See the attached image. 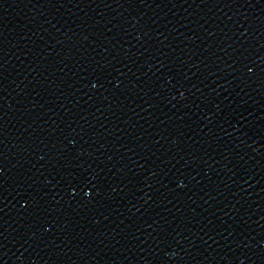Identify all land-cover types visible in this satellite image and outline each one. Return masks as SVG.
<instances>
[{
  "label": "water",
  "instance_id": "obj_1",
  "mask_svg": "<svg viewBox=\"0 0 264 264\" xmlns=\"http://www.w3.org/2000/svg\"><path fill=\"white\" fill-rule=\"evenodd\" d=\"M0 264H264V0H0Z\"/></svg>",
  "mask_w": 264,
  "mask_h": 264
}]
</instances>
